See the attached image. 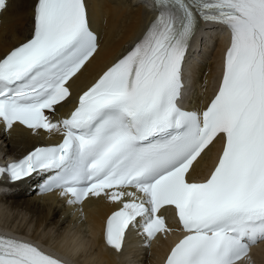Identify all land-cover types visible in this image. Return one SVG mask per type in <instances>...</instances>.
Listing matches in <instances>:
<instances>
[{
	"label": "snow or ice",
	"instance_id": "obj_1",
	"mask_svg": "<svg viewBox=\"0 0 264 264\" xmlns=\"http://www.w3.org/2000/svg\"><path fill=\"white\" fill-rule=\"evenodd\" d=\"M158 14L82 90L67 117L72 84L98 51L86 0H36L30 38L0 56V120L62 132L0 167L17 181L52 172L42 188L69 203L106 199L104 239L117 251L126 233L182 237L165 264H244L264 240V0H155ZM7 0H0V11ZM201 23L230 31L222 79L203 109L182 106L188 50ZM222 151L202 180L192 178L217 141ZM0 264H67L27 240L0 235Z\"/></svg>",
	"mask_w": 264,
	"mask_h": 264
},
{
	"label": "bare ground",
	"instance_id": "obj_2",
	"mask_svg": "<svg viewBox=\"0 0 264 264\" xmlns=\"http://www.w3.org/2000/svg\"><path fill=\"white\" fill-rule=\"evenodd\" d=\"M35 2L36 0H8L0 17V56L31 34ZM147 3V0H86L89 22L99 34L100 47L72 84L74 93L83 89L141 34L150 19ZM211 31H217L215 43L209 42L199 54L205 56L211 53V60L201 64L197 70V101L208 95L216 77L218 47L223 28L218 24H205L194 39L196 46L199 38H207ZM192 64L191 58H187L183 98L191 81ZM68 103L58 109L65 108ZM61 136L62 132L32 130L15 123L9 129L0 120V154L20 156L39 144L57 142ZM215 149L216 144L197 166L192 178L203 171ZM42 175L45 173H33L14 184L0 182V205L3 206L0 216L5 219L4 223H0V230L14 232L42 243L73 264H161L176 232L174 223H168L173 231L167 235L157 234L150 242L141 238L140 232L136 230L138 238H133L136 244L125 246L124 250L118 252L104 245L103 229L107 216L119 205L103 198L73 204L68 202L71 196H61V191L41 195L36 192V185ZM250 257L251 264H264V243L254 249ZM244 264H249L248 259Z\"/></svg>",
	"mask_w": 264,
	"mask_h": 264
},
{
	"label": "rangeland",
	"instance_id": "obj_3",
	"mask_svg": "<svg viewBox=\"0 0 264 264\" xmlns=\"http://www.w3.org/2000/svg\"><path fill=\"white\" fill-rule=\"evenodd\" d=\"M217 33V31H211L210 33H209V35H208V37L207 38H205V40H204V44H203V47H206L207 45H208V43L209 42H211L212 41V43L214 42V39H215V34ZM212 34V37L213 38H211V35ZM205 41H207L208 43H205ZM215 43V42H214ZM203 47H202V50H203ZM201 53V52H200ZM199 55V54H198ZM199 58H200V61L199 62H195V63H193L192 64V69H193V71H195V70H197L198 68H199V66L202 64H205L206 63V61H209V60H211V53H207V55H205V56H200L199 55ZM189 88L190 89H192V88H194V86H193V83H191V82H189ZM3 209V206H1L0 205V211ZM4 221H5V219H4V217L3 216H0V223H4ZM133 264H137L136 262H134Z\"/></svg>",
	"mask_w": 264,
	"mask_h": 264
}]
</instances>
